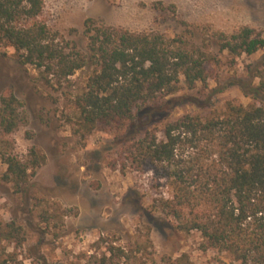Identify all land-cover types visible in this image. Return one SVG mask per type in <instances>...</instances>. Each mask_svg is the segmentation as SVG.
Masks as SVG:
<instances>
[{"label": "trees", "instance_id": "16d2710c", "mask_svg": "<svg viewBox=\"0 0 264 264\" xmlns=\"http://www.w3.org/2000/svg\"><path fill=\"white\" fill-rule=\"evenodd\" d=\"M43 10L44 0H0V46L14 48L18 63L33 66L51 87L70 85L77 72L86 73L71 99L74 132L84 138L95 130L114 132L121 143L112 166L123 174L128 168L153 174L159 190L153 210L181 232L198 231L206 248L230 253L228 264H264V33L249 25L232 32L205 29L199 41L197 30L174 36L137 32L89 17L81 45L53 30ZM257 54L231 82L248 103L231 98L223 112L162 119L183 83L189 90L208 86L221 68ZM22 106L12 89L0 94L2 179L18 193L47 161L34 146L26 157L15 153L13 135L27 121ZM25 242L22 225L0 220V264H25L17 253ZM102 242L106 251L98 264H146L136 255L142 251L155 264L149 235L131 247ZM165 262L193 264L186 254Z\"/></svg>", "mask_w": 264, "mask_h": 264}, {"label": "rangeland", "instance_id": "374dc122", "mask_svg": "<svg viewBox=\"0 0 264 264\" xmlns=\"http://www.w3.org/2000/svg\"><path fill=\"white\" fill-rule=\"evenodd\" d=\"M89 17L137 32L155 30L174 36L197 30L200 41L205 29L232 32L249 25L264 33V0H44L42 19L81 45ZM259 55H243L231 69L221 68L219 78L210 79L208 86L199 83L189 90L183 83L176 106L162 112V119L223 112L231 98L248 103L249 98L231 82ZM72 79L64 87L46 85L33 66L18 63L14 48L0 46V94L12 89L27 119L13 135L15 153L26 157L34 146L47 157L21 193L3 181L6 164L0 158V220H15L25 228L19 259L25 264H98L106 251L102 238L131 247L149 235L154 248L148 250L154 251L155 264L183 254L193 264L230 263V253L206 248L198 231L181 232L168 216L153 210L159 190L152 173L128 168L123 174L112 166L121 143L114 132L95 130L87 138L74 132L69 122L75 112L71 99L84 86L86 73L79 71ZM4 244L8 251L15 250L14 243ZM136 255L151 264L143 251Z\"/></svg>", "mask_w": 264, "mask_h": 264}]
</instances>
